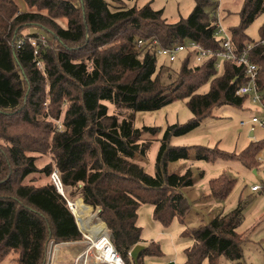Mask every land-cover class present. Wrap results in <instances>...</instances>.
Returning <instances> with one entry per match:
<instances>
[{"label":"trees","instance_id":"1","mask_svg":"<svg viewBox=\"0 0 264 264\" xmlns=\"http://www.w3.org/2000/svg\"><path fill=\"white\" fill-rule=\"evenodd\" d=\"M126 1L0 0V264L8 257L9 264H44L49 239H80L67 205V200L80 197L81 203L101 208L98 216L113 234V246L124 263L143 264L144 256L162 252L157 242L142 244L139 206L152 204V218L164 227L175 218L184 222L191 208L180 189L193 185V172L170 171V162L232 160L253 173L260 171L257 153L264 139L250 142L238 154L170 141L192 132L214 107L240 106L249 99L235 94L238 84L246 81L243 66L225 60L217 69L214 57L195 63L191 51L180 62L172 85L165 86L166 64L157 65L155 50L135 48L137 38H151L159 46L194 39L204 47L219 48L216 1L193 0L190 14L175 23L150 1L141 7ZM262 13L264 0H243L239 23L227 30L236 51L253 44L248 57L257 64L256 86L264 104V23L257 40L245 33ZM57 19H64L66 27ZM30 28L40 32L24 34ZM27 36L36 39L37 48ZM207 84V90L199 92ZM178 99L186 100L192 118L163 130L152 175L133 156L146 154L154 140L146 136L158 134L160 128L135 127L134 112L156 110ZM105 102L119 114H110ZM43 155L50 161L38 167ZM54 169L64 195L51 181ZM235 184L227 173L211 177L208 198L225 202ZM256 195L261 196L240 192L233 209L215 214L196 229L185 227L181 237L191 243L183 250L182 264H219L221 256L233 264H248L242 245L264 216L248 228H238ZM136 244L144 246L134 262L128 254Z\"/></svg>","mask_w":264,"mask_h":264},{"label":"rangeland","instance_id":"2","mask_svg":"<svg viewBox=\"0 0 264 264\" xmlns=\"http://www.w3.org/2000/svg\"><path fill=\"white\" fill-rule=\"evenodd\" d=\"M147 1H150V5L155 10H159L162 8L163 17L170 23H175V21L179 20V18L187 17L195 5L193 0H129L126 1V4L128 6L136 4L138 5V7H141ZM212 2H214V0H212ZM216 5V17L222 20L226 28L236 26L239 23L240 18L238 17V13L243 5V0H217ZM57 22H59L62 27H66L67 22L64 19H57ZM263 23L264 13L259 15L251 23V25L246 28L245 33L250 38V40H257L259 38V27ZM24 32V34L31 32L38 33L40 32V30L30 28L25 29ZM42 38L44 37L42 36ZM29 39L30 37L28 38V40ZM42 43L47 45L46 38L42 40ZM183 58L184 54L179 55L176 63L169 65L163 56L157 57L158 66H160L161 64H166L162 68V80L165 86L172 85V81H174L178 72L177 68L181 66L180 62ZM207 88L208 84L200 87L199 92L206 91ZM105 103L107 104L108 112L110 114H119L117 107L115 108L113 104H110L108 102ZM212 110V113L202 119L199 126L192 132L182 136L172 137L170 140L171 144L176 146H192L193 144H198L208 147H217L220 150L238 154L239 151H242L246 146H248L250 142L260 140L261 138L264 139V129L257 127L254 135L250 136L249 128L246 126H241L239 124V121L241 119H248L253 114H258L260 116L264 115V108L260 107L257 104H252L248 98H245L244 103L240 106L223 104L221 106L214 107ZM125 114L127 113L124 112V115ZM122 118L123 114L118 115L119 120H121ZM191 118L192 113L190 112V110H188L185 99H178L177 101L164 105L156 110L134 112L133 125L135 127L141 128L143 126H155L159 127L160 131L158 134L155 133L146 136V139H154L151 146L144 156L135 154L133 156V160L139 163L145 172L154 175L156 159L155 156L160 146L159 139L163 134V130L167 127V125L178 122L184 123ZM37 160L38 167H41L50 161L49 155H43ZM187 168H189L193 172L195 183L191 188L187 187L180 189L187 202L191 204V211L189 210L183 216L184 222H182L178 218H175L169 226H162L159 222L152 218L153 205L150 203L141 204L137 210V223L141 227L142 244H147L150 241L157 242L159 243L162 252L160 256H144L143 264H182L183 250L185 249V247L189 246L191 242L185 240V238L183 237L180 238V232H182L185 227H188L189 229H196V227L208 223L215 214L233 209L238 202L237 198L240 192L251 193L250 186L262 179V174L260 171L257 172V174H254L253 170L248 169L241 162L232 160H219L216 162L207 163L205 161L196 159H180L179 161L170 162L168 164V170L176 173L184 172V170ZM222 173H227L230 177H234L236 179L235 188L223 203L215 201L211 198L208 202H205L207 197L205 195H209V186H207L208 180H210L211 177L217 176ZM200 174H203V176ZM66 190L67 192L70 191L69 188H66ZM75 197L78 198L77 196ZM256 199L264 202L263 197L259 195H257ZM207 203L209 205L208 210H206ZM88 205L91 207V212L96 216V219H98L99 222L103 226H105L107 234H109V239L113 243V234H111L106 224L104 225L103 221L98 216L101 208L99 206H93L91 204ZM257 207V201H254L246 208L244 212L245 219L243 220L241 226L238 228V231L248 228L258 219L259 216H261L263 211H257ZM194 209H200V214L202 215H200L199 213L197 215H193ZM201 219H205L203 221L204 223H200L199 220ZM71 220L75 225L74 229L76 235H79L80 239L75 240L74 242H58L49 239L45 246L46 252L44 264H54L56 261V258L54 259L51 257L50 259L49 252L53 253L54 247L51 244V241L57 243L58 250L60 247H62V257L58 264H81L84 262H86L87 264H100L96 259V256L99 255L97 253L98 251L94 247L92 248V251L89 252V254H86L78 260L79 255L84 252L85 248L89 245L90 235H87L85 233L86 225L84 222L77 221L74 215H72ZM257 226L264 227V219L261 222H258L256 227ZM242 246L244 261H246L248 264H261V262L262 264H264V240L260 242L261 247L249 243H245ZM10 259L11 257L6 258L5 261H3L1 264H9ZM128 259H132L130 253L128 254ZM218 262L219 264H233V262L228 259L226 260L222 256L219 258Z\"/></svg>","mask_w":264,"mask_h":264},{"label":"built area","instance_id":"3","mask_svg":"<svg viewBox=\"0 0 264 264\" xmlns=\"http://www.w3.org/2000/svg\"><path fill=\"white\" fill-rule=\"evenodd\" d=\"M217 1V0H216ZM219 1V0H218ZM217 16V13H216ZM217 18V17H216ZM214 33L215 38L219 42V48H209L204 47L200 42L191 39V40H184V41H175L174 43L167 45V46H159L156 40H152L151 38H137L135 40V48L137 49H145V48H153L155 50L156 56L161 57L163 56L167 63L170 65L176 61L179 55H187L189 52L194 51L195 57L194 62L199 63L206 58L214 57L215 66L217 69H220L222 66V61L228 60L232 61L236 64L243 66V76L246 79L244 83L238 84L237 88L235 89V94L238 96L248 95L250 102L253 104H257L260 107L264 108V104L262 102V93H260L256 86V75H257V64L253 61L251 62L248 57V52L252 49L253 44H246V46L241 50H235L231 34L228 32L227 28L224 26L222 20L217 18L214 23ZM38 37L43 40L42 35L39 34ZM29 38V37H28ZM32 46L36 47L37 43L35 39H29ZM21 44V42H19ZM37 48V47H36ZM36 56V51H34ZM37 66H41V62H37ZM241 126H246L249 128L250 133L252 136L257 127L264 129V115L260 116L258 114H253L248 119H241L239 121ZM59 127V125H58ZM257 160L260 172L262 174V179L255 184L250 186V190L254 193H260L262 197H264V148L257 153ZM51 181L56 190H58L62 195H64V191L62 190V184L60 180V176L58 175V171L54 169L51 172ZM53 247V253L49 252L50 259L56 258L57 253V243L51 241ZM110 245V253L112 254L113 261H103L102 252L98 248L96 250L99 254L96 256V259L99 261L100 264H125L122 260L121 256L114 248L113 243L109 241ZM119 262H118V260Z\"/></svg>","mask_w":264,"mask_h":264},{"label":"bare ground","instance_id":"4","mask_svg":"<svg viewBox=\"0 0 264 264\" xmlns=\"http://www.w3.org/2000/svg\"><path fill=\"white\" fill-rule=\"evenodd\" d=\"M68 203L71 206V212L76 217V220L85 223L86 225L85 233L87 235H90L89 245L85 248V251L79 255L78 260L81 259L86 254H89V252H91L92 248L94 247L101 250L103 261H108V262L113 261L114 258L112 259V254H109L110 253L109 234H107L105 226H103L99 222V220L96 219V216L92 214L91 207L89 205L88 206L83 205L80 201L77 200L69 201ZM81 264H87V263L84 262Z\"/></svg>","mask_w":264,"mask_h":264},{"label":"crops","instance_id":"5","mask_svg":"<svg viewBox=\"0 0 264 264\" xmlns=\"http://www.w3.org/2000/svg\"><path fill=\"white\" fill-rule=\"evenodd\" d=\"M250 134V133H249ZM262 139V138H261ZM201 175V174H200ZM202 176H203V174H202ZM194 183H195V178H194V180H193V186H194ZM192 187V186H191ZM191 187H189V188H191ZM248 193V192H247ZM205 196H207L208 197V195H205ZM260 196V195H259ZM206 197V200H205V202H208L209 201V199L210 198H207ZM256 197H257V195L255 196V198L253 199V200H255L256 199ZM195 198V197H194ZM197 199V198H196ZM264 199V198H263ZM255 201H257V204H258V210L257 211H263L262 212V214H261V216H259L258 218H261V217H263L264 216V202L263 201H260V200H255ZM207 209L206 210H208L209 208V205H208V203H207ZM191 211V210H190ZM194 211V214L193 215H197L198 213L200 214L201 213V210L199 209V210H196V209H194L193 210ZM211 212V211H210ZM210 212H208V213H210ZM200 215H202V214H200ZM205 219H201V220H199L200 221V223L201 222H203ZM210 220V219H209ZM204 223V222H203ZM206 223V222H205ZM260 224V223H259ZM250 227V226H249ZM180 233H182V232H180ZM180 238H181V235H180ZM185 240H188V241H190L189 239H185ZM262 240H264V227H256V228H254L253 230H251L250 232H249V239L245 242V243H249V244H255L256 246H259V247H261L260 246V242L262 241ZM244 243V244H245ZM62 247H60L59 248V250L57 249V253H56V261H55V263L56 264H58L59 263V261H60V259H61V257H62V255H61V253H62ZM263 253H264V251H263ZM183 259H184V256H183ZM183 261V260H182ZM261 262V261H260ZM54 263V264H55ZM261 264H262V262H261Z\"/></svg>","mask_w":264,"mask_h":264},{"label":"water","instance_id":"6","mask_svg":"<svg viewBox=\"0 0 264 264\" xmlns=\"http://www.w3.org/2000/svg\"><path fill=\"white\" fill-rule=\"evenodd\" d=\"M250 136H252V134L250 133L249 134ZM254 173H255V171H254ZM81 199V198H80ZM81 201H82V199H81ZM69 201L67 200V205H69V203H68ZM69 209H70V211H71V206L69 205ZM72 213V212H71ZM142 248H143V245H141V244H136L132 249V251L130 252V255H131V258L133 259V261L135 262L136 260H137V255H138V253L140 252V250H142ZM170 264H173V263H170Z\"/></svg>","mask_w":264,"mask_h":264}]
</instances>
